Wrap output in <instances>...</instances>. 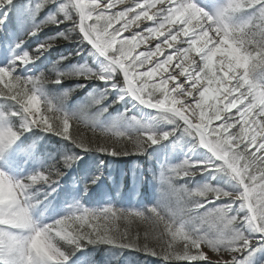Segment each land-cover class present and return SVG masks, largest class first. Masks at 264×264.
<instances>
[{
    "label": "snow or ice",
    "instance_id": "snow-or-ice-1",
    "mask_svg": "<svg viewBox=\"0 0 264 264\" xmlns=\"http://www.w3.org/2000/svg\"><path fill=\"white\" fill-rule=\"evenodd\" d=\"M55 2L39 0L35 11ZM11 3L12 0H0V8ZM105 3L107 0L99 4L97 0H90V4L85 0H64L57 6L58 15L63 16V19L54 16L49 18V22L60 24L71 20L73 29L78 28L83 39L107 60L110 75L94 78L107 81L112 73L122 72V93L161 113L170 124L182 121L183 132L194 140L198 137L199 145L214 158V162L194 164V169L201 173L224 172L236 185L233 192L205 185L193 194L203 196L212 192L217 198H230L231 203L219 208L214 206L209 210L219 218V224L211 234L193 219H185L178 211H169L160 205L148 209L152 213L148 217L142 212H125L112 207L100 210L74 208L50 224L36 226L29 218L28 192L37 182L48 186L55 184L61 173L50 170L47 174L40 172L21 181H12L0 173V225L21 229L12 233L7 227L0 228V264H65L67 257L64 251L52 242L53 231L56 237L77 248L82 243L97 242L137 247L131 237L121 235L115 228L117 220L133 216L149 221L152 230L159 233L160 241L166 243V247L161 245L160 252L145 245L143 250L150 255H162L167 261L176 259L197 264L199 261L210 260L202 251V246H206L217 254V259L210 260V264H251L254 253L264 249V87L256 84L249 71L250 62L255 63L258 59L264 63V0H224L220 6L209 4L207 7L199 6L194 0H136L135 7L140 9L139 12H134L129 6L125 11L117 12L115 17L124 18L127 13L134 12V16L129 19L140 20L143 16L153 21L155 26L147 27V32L163 35V42L172 48V53L166 54V58L157 60L154 66L143 71L139 69H144V65L156 53L151 50L142 52L125 64L131 49H126L124 43L113 48L119 42L116 39L118 30H107L112 18L108 19L107 26L102 27V34L95 25L85 24L86 20L93 19V12L103 8ZM157 5L158 11L149 15L148 9ZM240 13H244L246 18L234 22L233 17ZM102 18L103 12L95 17L97 21ZM166 23L179 26L174 32L167 31ZM127 26L125 23V29ZM161 30L167 31V34L164 35ZM39 31V28H33L28 35L35 36ZM181 35L187 39L180 41V46L174 45L172 42L177 41ZM51 46V43L40 44L31 55L25 52L14 57L9 66H0V100L11 108V111L0 113V121L7 118L21 121L18 130L0 124V153L5 152L21 132L35 128L69 140L83 151L98 150L110 155L118 154L115 151L119 149L116 144L92 147L73 136L70 125L79 117L61 115L56 108L54 116L48 115L53 112V104L43 96L42 89L47 82L43 75H16L19 69L34 63L39 58L38 53ZM160 51L161 44H157L156 52ZM192 53L199 59H194ZM218 54L227 56V59L218 61L219 69L214 62ZM174 59L177 61L175 64ZM169 65L176 71H170ZM59 75L51 82L60 83ZM158 75L159 83L154 80L149 83ZM217 94L222 99L218 100ZM42 102L44 111L41 110ZM237 104L241 107H237ZM233 108L236 109L235 113L231 112ZM237 115L238 131H230L238 126ZM213 121L218 123L213 125ZM112 132L115 136L127 139L137 150H142L144 145H155L171 135L163 133L157 136L146 132L128 137L115 130ZM118 143H123V140ZM72 162L71 157L64 159L65 167H69ZM185 164L189 162L185 161ZM182 170L186 176L196 174L187 167ZM20 197H23L22 201ZM236 202H239V206L235 211L243 213L242 219L240 215H229L233 213V204ZM193 203L197 207L203 206L200 200ZM254 238L255 242L260 243V249L254 247Z\"/></svg>",
    "mask_w": 264,
    "mask_h": 264
},
{
    "label": "rangeland",
    "instance_id": "rangeland-1",
    "mask_svg": "<svg viewBox=\"0 0 264 264\" xmlns=\"http://www.w3.org/2000/svg\"><path fill=\"white\" fill-rule=\"evenodd\" d=\"M38 2L39 0H12L11 4L0 8V66L7 67L14 59V57L25 52L31 55L38 45L48 44L52 40L40 37V32L49 25H59L49 22V18L54 17L58 14L57 6L59 3L64 2V0H56L55 3H51L50 5L52 6L49 10L47 9L48 6H45L39 11H35V5ZM85 2L90 4V0H85ZM194 2L199 6L207 7L209 4H212L213 6H220L224 3V0H194ZM237 2H239V0H237ZM97 3L99 4V0H97ZM120 11L125 10L120 9L115 2L111 1L109 6H107L105 9L97 8L96 11L93 12V19L86 20L85 24L95 25L98 29V32L102 34V27L107 26L108 19L112 18L111 26L108 27L107 30L108 32H112L114 29L118 30L116 39L119 43L113 45L114 49L119 47L120 43L126 44V49H131L128 60H125V64H127L132 57L138 56L140 53H142V51L140 50V41L137 36V32L133 31L132 22L128 20L126 16L124 18L115 17V14ZM101 12H103V18L97 21L95 17ZM243 18H246L245 14L240 13L233 17V20L234 22H239ZM125 23H127L128 25L126 29L124 27ZM178 26V24H173L174 31ZM33 28H39L40 31L35 36H29L28 33L32 31ZM133 37L135 38L133 39ZM27 42H31L32 46L26 47ZM159 44H161L162 46L163 42H160ZM17 45L20 46L17 47ZM184 47H187V45H185ZM55 48L56 47L52 45L46 50H43L41 53H38L37 55L39 56V58L35 59L34 63L27 65L22 69H19L16 75L39 77L40 74L37 66L39 64H45V66H47L49 62H51L52 52ZM166 54L163 53L160 56L156 57L154 55L151 56L149 63H146L144 65V69L139 70L143 71L145 69H150L152 66H154V63L157 60L162 61L164 58H166ZM194 55L195 53H192V56ZM90 57L97 70L96 72L90 70L85 71L86 75L84 76V78L87 77L85 78L86 81H90L89 76L91 73H95L96 76L103 75V67L101 65V62L97 61L98 56L94 52H90ZM197 59H199V57H197ZM214 62H216L215 59ZM256 64V68H259L256 70L255 74V77L258 80L256 84H260L262 85V87H264V63L261 64L259 63V61H256ZM216 68L219 69L217 62ZM121 79L122 77L119 73H112L111 78L107 81H102L97 78L95 79L97 83H100L102 87L105 88L106 91H108L107 94L110 98L108 100V104L106 103V105H114V107L116 106L117 109L119 108V111L127 112V116H123L124 118L118 117L117 119L115 111L111 110L109 112V108L107 106L106 113H103L104 115H107V122L112 124L117 131L126 134H132L131 137L146 132H150L157 136H160L163 133H171L168 139L161 140L155 145H144L143 149L145 151V154L147 152L151 153L150 156H154V159H148L149 161H153L154 163V165L152 166H155V174L150 177L151 182L149 183L147 181V183L144 184V181L140 178V184L135 183V185L131 188L128 185V192L132 194L129 196V199L132 201H136L137 191L144 184L147 186L144 187H146L147 192L149 193L148 197L153 198L155 201H157L158 203H156L158 205L165 207L169 211H178L180 215L184 216L185 219H193L194 222H196L199 226H202L205 230H207L209 234L213 233L215 231V227L219 224V218L216 213L210 212L209 210H211L214 206L219 208L221 207V205L231 203V201L223 197L217 198L215 193L212 192H207L203 196L195 195L193 193L196 189L203 188L205 185H207L209 188L220 189L224 192H230L235 189V182L232 181L231 178L224 172L210 171L201 173L198 169H194V164L210 161L208 158H206L204 152L199 149V138L197 137L196 140H194L193 137L185 134L183 132L182 121L170 124L162 117V114L159 112L142 113V110L139 111L140 108L139 106L135 105L134 100L130 96H127L120 91V88L123 87ZM153 80L156 83H159L160 77H153L152 80H149V83H151ZM116 81H118V83H116ZM113 85H115V87H113ZM45 88L46 86H43L42 89L44 98L48 101L53 102L52 99L55 93L53 92L52 94L51 91L47 93ZM257 91H259L258 87ZM101 94L106 97V93ZM156 94L159 95V93ZM92 95L93 93L89 92H87L86 95L84 94V98L82 99L83 102H79V104H83L82 109H84V106L87 107V99H93L92 97H90ZM122 96L123 98L121 99ZM48 97L51 98V100H49ZM217 98L218 100L221 99L219 94H217ZM112 100H115L114 104L112 103ZM246 102L247 101L245 100L244 103ZM16 107L19 106L17 105ZM104 107L105 106H103V108ZM237 107H241V105L237 104ZM90 108L94 110L92 104H90ZM7 111H11L10 106L0 100V113H5ZM102 111L104 112L105 110L103 109ZM231 112L235 113L236 109H231ZM118 115L121 114L118 113ZM236 119L238 126L237 128L230 129V131H238V115ZM212 123L213 125H216L218 122L213 121ZM0 124L11 127L13 130H18L20 128L21 121L17 118H7L3 121H0ZM42 136L46 137L47 142H49L50 139H56L60 141L59 136L53 135L51 133H46L35 128L31 129L30 131L21 132L19 138L8 149H6L5 152L0 153V173H3L12 181L25 180L29 176L40 173L42 169H44V165L46 163L45 156H47V154L45 153L39 154L37 152L36 143L40 142V137ZM47 142L45 143L46 145L48 144ZM131 156L127 155L129 159H131ZM66 158L68 157L66 156ZM64 159L65 157H63V160ZM185 161H188L189 164H185ZM96 164L101 167L103 165L101 161H97ZM115 167L111 166L108 169L110 172L115 173ZM183 167H187L189 171H194L196 172V174L194 176H186L184 174V171L182 170ZM123 168L124 167H119V169ZM129 169L131 170L130 172L133 173L132 171H135L137 169V166H130ZM118 172H120L121 175H124L122 173V170H118ZM258 175L259 173H257V176ZM74 187L75 185L72 181L68 182L65 180L62 182L61 180L56 181V183L52 184L51 186L45 185L41 182H37L36 184H34L29 190L27 197L29 201V218L33 225L41 226L44 224H50L54 220L67 215L71 211L68 207H70L72 210L76 208L77 204L74 200L75 197H72V194H70L69 192V189H72ZM100 187L103 188L104 185L98 184V188ZM49 195H52V197ZM67 195H69L68 198ZM69 198H72L73 201H70ZM20 199L22 201L23 197H20ZM195 200L203 201V206L197 207L193 203V201ZM238 206L239 202L234 203V211L233 213H229V215H240V218L242 219L243 213L235 211ZM206 212L208 213L207 215L205 214ZM197 213H199L198 216L196 215ZM6 227L9 228V231H11L12 233L21 231V229L16 230L10 228L9 226L0 225V228ZM52 236L54 237L52 241L53 244L54 242L59 244L62 243L64 247H70L69 249L76 248L73 245L66 244L59 237H56L55 231L52 232ZM255 247L260 249V243ZM202 251H209L211 255L216 254L211 252L210 249L205 246H202ZM142 255L143 254L140 253L125 255L124 250L118 251L119 258L124 257V262H128L129 259L135 258L136 259L134 261L137 262L136 260L139 259V257H142ZM65 256L67 257L65 264H77V260L74 259V262L70 259V257H68V255L65 254ZM210 260L215 261L213 259ZM203 261L210 262L208 261V259ZM251 264H264V249L256 251L254 253V255L251 257Z\"/></svg>",
    "mask_w": 264,
    "mask_h": 264
},
{
    "label": "trees",
    "instance_id": "trees-1",
    "mask_svg": "<svg viewBox=\"0 0 264 264\" xmlns=\"http://www.w3.org/2000/svg\"><path fill=\"white\" fill-rule=\"evenodd\" d=\"M45 6H48L47 9L49 10L52 5L48 4ZM55 17L63 19V16L58 14L55 15ZM40 37H44L45 39L48 38L50 40L52 39L50 43L56 47L52 52L51 62H49L47 66H45V64H39L37 66L39 74L43 75L47 81L44 84V86H46L45 90L47 93L50 91L52 94L53 92L55 93L52 99L53 112L48 115L54 116L55 108H58L61 110V115L65 114L69 117H79L78 119H74L70 125V132L73 136L84 140L92 147H95L96 145L111 146L116 144L119 148L115 149L118 154L110 155L107 152L98 150L83 151L80 147H77L75 143L65 140L60 136V141L50 139L49 142L45 141V143H48L47 145H43L48 147L47 151L51 153V156H53V154L55 156L56 153L60 156V158L58 157L55 160L59 163V167L57 169H59L62 165V169L64 168L63 170L73 169L74 173L78 177L90 180L87 179L89 175L96 176L99 172V168L94 166L84 169V167L87 166V157H92L93 160L101 161L106 168L104 176L106 182L109 184L111 195L113 196L111 205L103 206V204L97 203L93 200H85L83 203V209L100 210L105 207H112L125 212H142L145 214V217L151 216L152 213L148 212V209L157 207L158 202L153 198L148 197L149 194L146 189L147 186L144 184H146L147 181L148 183L151 182L150 177L155 174V166H152L154 163L148 159L150 158V160H152L153 156H150L151 153L146 152L145 154L143 149L144 146L142 147V150H137L132 144L128 143L127 139L113 134L112 130H117L112 124L107 122V115L103 114L106 113L107 106L109 108V112L111 110L115 111L117 119L118 117L127 116V112L119 111V108L117 109L114 105H106V103L108 104V100L110 98L107 94L108 91H106L100 83L95 81V73L90 74V81L85 80V71L90 70L96 72L97 69L92 63L90 57L91 51L80 37L78 28L77 30H74L71 20H65L57 26L49 25L48 27H45L44 30H41ZM30 45H32L31 42L27 44V46ZM256 66V62H250L249 71L253 75L255 82L258 81L255 77L256 70L259 69L256 68ZM58 74H60L59 79L61 82L57 83L58 85L56 83L53 84L51 81L57 79ZM116 83H118V81H116ZM87 92L93 93V95L90 96L93 99H87V107L84 106V109H82L83 104H79V102H83L82 99L84 98V94L86 95ZM101 93H106V97ZM49 100H51V98H49ZM114 102L115 100H112L113 104ZM90 104H92L94 110L90 108ZM41 105V110L44 111V103L42 102ZM103 106L105 107L103 108ZM103 109L105 110L104 112L102 111ZM118 113L121 115H118ZM123 134L128 137H131L132 135L129 133ZM121 140H123V143H118ZM127 155H132L131 159H129ZM66 156L73 159V162L69 167H65L64 165L63 157L66 159ZM52 166L53 163L49 167L51 168ZM111 166H116L115 173L109 171L108 168ZM130 166H137V169L131 173V170L129 169ZM119 167L124 168L119 169ZM48 170L50 169H47L46 171ZM51 170L53 169L51 168ZM118 170H122L124 175H121ZM140 178L144 181V184L137 191V200L133 203H126V201L122 199L124 196L120 194V190L117 188V185L120 184L123 186L124 184L125 188L129 185L131 188L135 185V183L140 184ZM115 228L121 235L131 237L137 244V247H120L113 244L99 242L82 243L79 248H83V250L86 251L87 264H125L119 263L124 261V257L119 258L118 256L119 250H124L125 255H132L134 253L143 254L142 257H139V259L136 260L137 262L134 261L136 258L129 259V264H189L187 261L176 259L167 261L162 255H150L148 252L143 250L145 245H147L150 249H155L157 252H160L162 244L166 247V243L160 241L159 233L154 232L150 222L145 219L135 216L128 219H120L116 221ZM180 250L182 251V248ZM197 264H210V262L199 261Z\"/></svg>",
    "mask_w": 264,
    "mask_h": 264
},
{
    "label": "bare ground",
    "instance_id": "bare-ground-1",
    "mask_svg": "<svg viewBox=\"0 0 264 264\" xmlns=\"http://www.w3.org/2000/svg\"><path fill=\"white\" fill-rule=\"evenodd\" d=\"M111 1L115 2L120 9H124L125 10L127 7L130 6V7H132L134 9V12H139L140 11V9H138V8L135 7L136 0H107V3H105L104 4V7L101 8V9H105L107 6H109V4H110ZM99 3H102V0H99ZM158 8H159V5H157L155 8L148 9L149 15H152V13L158 11ZM134 12L127 13L126 17H127L128 20H130L132 22V24H133V31H136L137 32V36H138L139 41H140V50L142 52H147V51L151 50L153 53H156L155 52V50H156L155 49V46L157 44H159L160 42H163L164 41V36L163 35H159L158 36L155 33H151V34L148 33L146 31V28L147 27H150V26H153L154 27L155 24H154L153 21L147 20L143 16H141V19L140 20L129 19V17L134 16ZM165 29L167 31H173L174 32L173 25H167V23H166L165 24ZM161 31L164 32V35L167 34V31H165V30H161ZM189 34L191 35V31H190ZM210 35H214V33H210ZM185 39H187V38L181 35L178 38L177 41L172 42V43L174 45L180 46L179 45V42L182 41V40H185ZM200 43H203V41H201ZM184 46L185 45H183V47ZM209 46H211V45H209ZM163 53L164 54H166V53H172V48H170L169 45L168 44H165L164 42H163V45L161 46V51L159 53H156L154 56L155 57L156 56H160ZM173 55H174V53H173ZM192 57L194 59H197L198 56H196V54H195ZM214 59L216 60L218 66H219L218 61L221 60V59H227V56L226 55L225 56H221L220 54H218L216 57H214ZM97 61L98 62L99 61L101 62V65L103 67V76L110 75L109 70H108V67H107V60H105V58L103 59L102 57L99 56L97 58ZM176 62L177 61L174 59L173 64H175ZM168 67H169V70L170 71H174V72L176 71V69L174 67H172V65H169ZM121 75H122V77L124 79V76H123V73L122 72H121ZM162 75H166V73H163ZM157 77H160V76L158 75ZM129 79H131V76L129 77ZM178 79H183V78L182 77H178ZM169 85L171 86V81L169 82ZM221 99H222V97H221ZM134 103H135V105H137L136 102H134ZM139 111H141V110L139 109ZM142 113H146V111H143ZM199 149L202 150V152H204L206 158H208L210 161H212L213 158L211 157V154L207 151V149L203 148L200 145H199ZM235 190H236V187H235V189H233V191H235ZM233 191H230V192H233ZM223 198L230 199L228 197H223ZM13 229H15V228H13ZM16 230H19V229H16ZM54 245H55V243H54ZM256 245L257 244L254 242V246H256ZM204 253H205L206 257H208L210 259H213V260H216L217 259V254L211 255L209 251H206ZM208 261H210V260H208Z\"/></svg>",
    "mask_w": 264,
    "mask_h": 264
},
{
    "label": "water",
    "instance_id": "water-1",
    "mask_svg": "<svg viewBox=\"0 0 264 264\" xmlns=\"http://www.w3.org/2000/svg\"><path fill=\"white\" fill-rule=\"evenodd\" d=\"M78 20H79V17H78ZM82 36V35H81ZM87 43V42H86ZM88 44V43H87ZM90 47H91V45L90 44H88ZM91 49L93 50V51H95L92 47H91ZM96 52V51H95ZM97 53V52H96ZM98 54V53H97ZM123 81H124V79H123ZM143 106V105H142ZM254 241H255V238H254ZM256 243V242H255Z\"/></svg>",
    "mask_w": 264,
    "mask_h": 264
}]
</instances>
